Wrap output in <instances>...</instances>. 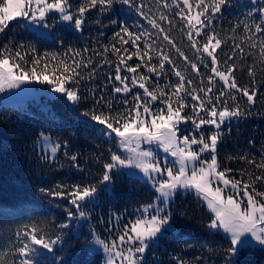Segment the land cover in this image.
Instances as JSON below:
<instances>
[{
    "label": "trees",
    "instance_id": "16d2710c",
    "mask_svg": "<svg viewBox=\"0 0 264 264\" xmlns=\"http://www.w3.org/2000/svg\"><path fill=\"white\" fill-rule=\"evenodd\" d=\"M191 2L195 4L196 0ZM69 3V10L78 17L79 7L87 6L88 0H69ZM134 3L137 7L115 0L111 8L102 9L97 5L88 9L83 15L84 24L81 30L59 22V16L53 14L54 20H49L51 36L41 35L31 29L23 19L10 21L4 32L0 33V50L6 48L13 54L21 52L23 60H10L12 63H20L25 71L34 66V58L44 57L45 53H56L58 59H65L69 64L74 59L86 65L78 69L81 74L76 78L78 82L67 84L68 87L77 88L81 97L75 107L62 96L49 98L54 112L36 104L0 107V264H20L24 257L17 249L23 246L22 241L29 240L25 232L30 233L33 227L37 228L38 236L45 238L55 239L57 235H62L66 264H105L103 253L90 252L86 247L85 241H89L92 236L89 226L103 237L115 236L123 232L122 229L127 224H131L138 208L153 201L158 195L142 177L123 174L126 171L117 174L116 170H113L110 187L105 190L102 182L104 164L110 162L111 154L120 152V148L116 140L97 131L104 128V125L82 115L84 112L95 111L98 114L116 116L134 106L133 93L139 91L143 97V90L138 86L132 87L130 82L132 92L114 91L115 87L121 85L114 79L119 58L111 50V46L115 44L120 48V56L125 60L127 56L124 49L128 53L136 50L135 45L121 44L119 38L115 37L114 34L122 27L141 34V40L137 43L142 51H148L153 57L151 64L158 63L157 50H163L175 62V67L193 80V84L187 87L199 89L212 86L213 92L210 95L213 97L223 82L211 72V68L224 70L225 61L229 65L235 64L233 75L238 89L247 88L250 92L255 90V102L249 104L247 97L238 89H224L235 96L234 100L228 95L223 97L228 107L231 109L239 104L244 115L221 127L223 135L218 142V161L222 170L231 169L226 172L230 178L247 182L249 175L264 176V170L249 162L254 160L259 164L264 160V62L261 61L259 52L264 33L254 32L256 23L264 27V22L260 19L262 14L258 11L261 4L248 0H229L221 13L210 17L211 23L206 31L214 30L222 40L221 47L215 53L218 64L211 65L206 53H196L190 46L185 34L187 26L177 14L180 8L186 7L182 0H167L168 7L164 6L165 0H134ZM192 11L194 13L197 9L193 8ZM161 14L167 19L160 20ZM153 19L165 32H159L152 27L149 21ZM245 25L253 31H246ZM165 34L174 42L175 47H179L191 62L197 64L199 75L176 52L173 44L163 39ZM248 37H252L251 41ZM125 38L128 39L127 36ZM195 38L199 41L198 46L204 42L203 37ZM145 43L151 44L152 49H145ZM253 43L257 47H252ZM105 47L108 48L107 52ZM32 48L36 49L35 53ZM240 48H243V52ZM77 51L80 52L79 56L75 55ZM64 53H68V56L65 57ZM229 56L232 57L231 60L228 59ZM89 60L91 64L88 63ZM105 60L108 62L105 63ZM44 62L48 63L46 74L51 76L57 60H52L49 56ZM137 63L141 64L138 72L154 77L149 82L150 90L157 83L163 87L178 81L173 66L167 62L162 72L157 67L160 75L148 73L143 66L144 61L135 55L127 60L128 65L135 66ZM36 67L39 73L41 66ZM250 68H253L254 75H249ZM120 69L122 78L133 75L122 64ZM209 76L213 77L211 85ZM167 90L171 91L170 88ZM199 94L204 96V93ZM175 99L172 97L173 103ZM125 100L128 101L127 104L124 103ZM214 102L220 106V102ZM186 103L188 107L183 110V115L194 117L191 105L199 102L186 98ZM109 104L111 108L108 107ZM151 104L153 110L157 105L164 107L161 101ZM200 115L205 116V112L201 111ZM192 124L188 120V133L199 136L202 132L206 140L216 131L209 125L195 131ZM42 132L50 133L63 146L55 159L39 152L36 146ZM73 156L76 157L75 160L72 159ZM253 183L257 191H264V182L253 180ZM89 185H95L99 189L98 201L93 206L87 204L84 207L88 219L77 238L71 228H61L60 225L69 221V211L76 213L75 207L70 203V194L74 187ZM41 189L45 191L42 192ZM55 192L63 195L51 194ZM172 212L176 229L159 237L150 247L148 259L152 264H227V250L231 245L221 230L209 227L214 215L198 194L178 192L172 202ZM36 247L39 249V246ZM59 247L61 246L58 245L57 248ZM39 250L44 255L35 257L37 264H47V257L52 254L44 249ZM240 264H264V248L256 245L245 251L240 255Z\"/></svg>",
    "mask_w": 264,
    "mask_h": 264
},
{
    "label": "snow or ice",
    "instance_id": "6c2138e0",
    "mask_svg": "<svg viewBox=\"0 0 264 264\" xmlns=\"http://www.w3.org/2000/svg\"><path fill=\"white\" fill-rule=\"evenodd\" d=\"M115 0H88L87 6H81L78 9L79 16L74 18V15L69 9L71 4L69 0H0V33L8 27V23L17 18L23 19L25 22L32 21L33 24H41L43 28H47L46 22L49 13H59L60 19L74 24L76 29H81L84 24L83 15L90 9L97 5L101 8H111ZM120 3L129 5L130 7H137L134 0H119ZM229 0H196L193 4L191 0H182L186 7L180 8V15L182 21L185 22L187 30L185 32L190 46L196 50V53H206L210 58L211 65H217L218 59L216 50L221 47L222 40L215 31H206L209 28L211 20L210 17L214 14L221 13ZM165 7H168L167 0H165ZM139 7H142L139 6ZM179 7V4L177 5ZM193 8L197 9L193 13ZM139 10V8H137ZM262 14L260 19L264 22V5L258 8ZM143 15V12H140ZM160 20H166L164 14L160 15ZM149 23L153 28L158 29L159 32H165V29L156 22L155 19L150 20ZM171 23V21H169ZM239 27V25H237ZM246 31H253L248 25H245ZM185 31V29H181ZM255 33H264V27L260 23L254 25ZM121 33L125 35H121ZM47 35V33H41ZM116 38L124 45H135L136 50L128 53L127 49L124 52L127 60H131L133 55L137 56L141 61H144V67L147 68L148 73H156L157 67L163 71L165 62L173 66L175 75L178 78L175 84H165L161 87L158 83L154 86H149V82L154 79L153 76L145 75L138 72L141 67L140 63L135 66L128 65L127 60L120 56L121 49L117 48L115 44L111 46V50L116 53L119 58V64L116 66V75L114 79L120 82L121 86L115 87L116 93H130L132 87H137L143 90V97L139 91L133 93V100L135 104L132 108L126 109L124 113L113 116L111 114L96 113L95 111L84 112L82 115L90 117L91 121L98 122L104 125L97 131L101 134H106L112 137L119 138L118 145L125 150L128 155L121 156L112 153L110 162L104 164V174L102 182L107 190L113 177V170L117 174H122L123 169L135 168L139 169L145 177L152 181L155 191L158 193L156 202L144 206L140 209V217L134 222L125 226V231L116 240L106 243L100 239L98 235L93 234L92 243L102 245L105 252L108 253L106 264H117L119 258L120 264H143V254L149 248L150 243H155L159 237H163L165 233L174 230L172 223V215L167 210V205L177 194L179 189H194L198 195H201L207 202V207L214 218L211 220L209 227L212 229H222L226 234V238L231 245L227 250V264H240V255L255 247L257 244L264 248V191H257L253 180L264 182V176L249 175L248 181L243 182L235 178L226 176V172L231 169H221L218 162L216 152L218 142L222 139V133L219 131L223 125L230 124L233 118H238L244 115L239 104H236L231 109L227 105V101L223 99L228 95L231 99H235L232 93L225 92L224 89H238L236 78L233 75L235 71V64H227L224 70L218 67H212L211 72L223 82L222 87L218 93L213 97L212 86H205L199 89L189 88L187 85H192L193 80L186 77L179 69L175 67V62L163 50H157L158 63L151 64L153 57L148 51H142L141 46L137 43L141 40V34L132 32L128 27H122L120 31L116 32ZM150 35V34H149ZM128 37V39L125 38ZM195 37H203V43L198 46L199 41ZM164 40L173 44L174 42L167 34L163 37ZM251 41L252 37H248ZM252 47H257L252 44ZM237 47H240L237 45ZM145 49L151 50L152 45L145 43ZM177 53L187 61L191 68L199 75V68L196 63L189 60L179 47H175ZM36 49L32 48L35 53ZM108 48L105 47V52ZM243 52V48H240ZM259 52L261 61L264 62V37L260 40ZM75 55L79 56L80 52ZM52 60H57V65L54 66L51 78L46 71L48 63L44 62L48 57ZM67 57L68 53H64ZM203 59V56L200 57ZM10 59L23 60L24 57L21 52L17 51L14 54L9 52L6 48L0 50V92L5 88L19 87L20 84L26 81H38L40 83H47L53 85V91L62 93L68 101L73 104L80 101L81 97L78 95V89L75 87H66V84H74L78 81L77 77L81 74L78 69L83 65L82 61L72 60L69 64L65 59H58L56 53H45L44 57L37 56L32 60L34 65L28 71H25L20 63H10ZM232 59L231 56L228 57ZM108 61L105 60V63ZM91 64V60L88 62ZM124 65L131 77L120 75V65ZM41 66V71L37 72V67ZM19 70V74L17 73ZM249 75H254L253 68L249 69ZM209 85L213 82V77L209 76ZM129 82L132 87L129 86ZM203 83V81H201ZM171 89L168 91L167 89ZM245 97L249 104L255 102L254 97L256 91L251 92L247 88L238 89ZM183 93V95H181ZM199 93H204L202 97ZM175 97V103L172 101ZM147 98V99H145ZM186 98H191L198 101V104L191 105L194 117L182 115L185 107H188ZM161 101L164 107L156 106L153 110L151 102ZM220 102V106L217 103ZM128 103L127 100L124 101ZM111 108V105H108ZM205 112V116H201L200 112ZM191 120L196 129L201 126H213L216 131L210 135L207 140L203 133H199V139L196 135L178 136L179 125L181 122ZM230 131V128H229ZM42 147L45 152L49 153L51 157H55L59 143H51L50 138L42 135ZM156 144L159 148H163L165 153H170L176 159L172 162L173 166H168V161L165 159L164 166L161 167V162L156 158L153 150H142L141 145ZM193 145L198 147L193 149ZM207 152L210 156L209 160L202 159V155ZM247 159L246 157H242ZM76 159L75 156L72 157ZM256 165L257 168L264 170V160L259 164L256 161H249ZM127 175H136L134 172L123 173ZM166 177L158 179L157 176ZM225 189L229 191L225 193ZM251 189V190H250ZM41 191H45L41 189ZM52 195L62 196L60 192L51 193ZM98 190L95 185L89 186H75L71 192L70 203L75 207L76 213L69 211L68 217H73L78 213L79 217H86V212L83 208L88 203H95ZM246 198H240L239 197ZM81 202H84L83 204ZM164 205V207H160ZM61 228H68L69 224L60 225ZM37 228L33 227L31 232H25V236L29 237L27 242H21L23 246L17 249L18 253L24 257L20 264H37L35 257L44 255L39 249L47 250L51 256L47 257V264H66L63 257V237L57 235L55 239L38 236ZM19 236V233H17ZM79 238V233H76ZM87 244V241H85ZM60 245L61 247L57 248ZM124 245H129L126 248L125 254ZM39 246V249L36 247ZM134 246V247H133ZM90 252H95V248L89 249ZM139 254V255H138ZM183 264V262H181Z\"/></svg>",
    "mask_w": 264,
    "mask_h": 264
},
{
    "label": "rangeland",
    "instance_id": "374dc122",
    "mask_svg": "<svg viewBox=\"0 0 264 264\" xmlns=\"http://www.w3.org/2000/svg\"><path fill=\"white\" fill-rule=\"evenodd\" d=\"M250 2H253L255 4H261V5H264V0H248ZM70 11V10H69ZM53 14H57L59 16V22L63 23V24H66L72 28H75L74 24H72L71 22H68V21H63L60 19V14L59 13H49L48 17H47V24H48V27L47 28H43L41 26V24H33L32 21H27L29 27L39 33H47V36H51V23L49 22V20H54V17L52 16ZM74 18H76L74 16ZM83 18V17H82ZM17 19H21V18H17ZM83 26V25H82ZM82 26H81V29H82ZM81 29H78V30H81ZM10 63L11 60H10ZM17 73L19 74V70H17ZM49 77L51 78V76L49 75ZM66 87L67 84L65 85ZM53 85H50V84H47V83H40L38 81H26L22 84L19 85V87H13V88H5L4 91L0 92V107L2 106H5V105H15V106H19V107H25V106H29L31 104H36V105H39L41 108L45 109V110H48V111H52L54 112V109L52 108V105L51 103L49 102V98L51 97H55V96H62L63 98H65L67 100L66 97L63 96L62 93H57V92H54L52 89H53ZM68 101V100H67ZM73 107L76 106V103L73 104V102L71 101H68ZM183 115V113H182ZM234 119V118H233ZM188 124V121L187 122H181L180 125H179V131H178V136H183V135H189L191 137V135L188 133V131L186 130V125ZM194 130L196 131H199L202 129L203 126H201L200 129H196L195 126L192 124ZM210 126V125H209ZM220 131V130H219ZM221 132V131H220ZM42 135L43 136H46V137H49L50 138V142L51 143H59L60 145V148L58 149L57 153L55 154V157H51L49 155V153L45 152L43 147H42ZM192 135H196L195 133H193ZM105 136L109 139H112V140H116L118 141L119 138L115 137L114 134L112 137H109L108 135L105 134ZM197 136V135H196ZM197 139H199V136H197ZM37 148L39 149V152L41 153H44L46 154L47 156L50 157V159H55L61 152L62 150V144L54 137L52 136L50 133H47V132H42L40 134V136L38 137L37 139V144H36ZM119 146V145H118ZM198 146L197 145H193V149L197 148ZM120 148V152H117L116 154L118 155H121V156H126L128 155V153L125 152V150L123 148ZM141 149L142 150H153L155 155H156V158L161 162V167L164 166V161L165 159L168 161V166H173L172 162L176 159L175 157H172L170 155V153H165L163 148H159L156 144H146V143H143L141 145ZM217 150H218V145H217ZM216 156H217V159H218V154L216 152ZM202 159L204 160H209L210 159V156L207 152H205L202 157ZM219 162V161H218ZM121 171H126L127 173L129 172H134L136 173V175L142 177L144 180L148 181L150 183V185L153 187L152 185V181H150L147 177L144 176V174L139 170V169H135V168H130V169H123ZM154 176H157L158 179H164L166 177H162V176H158L157 174H153ZM227 176V175H226ZM229 177V176H228ZM110 187V184L108 185ZM108 187V188H109ZM154 188V187H153ZM98 190V194H97V198H96V202L98 201V196H99V189ZM184 192V193H188V192H195L197 194V192L194 190V189H188V190H185V189H179L177 191L178 192ZM229 190L228 189H225V193H227ZM177 195V194H176ZM175 195V197H176ZM202 199L203 197L201 195H199ZM157 197V196H156ZM174 197V198H175ZM174 198L172 199V201L167 205V210L171 213L172 215V223L174 225V229H176V224L173 220V212H172V202L174 200ZM240 198H243L242 197V194H241V197H239L238 199ZM243 199H246V198H243ZM203 201L205 202V204L207 205V202L203 199ZM154 202H156V198L147 203V204H144L143 206H141L140 208H138L136 210V215L134 217L133 220H131V223L134 222L137 218L140 217V209H142L144 206H147V205H150V204H153ZM82 204L84 202H81ZM90 206H93L94 203H88ZM160 207H164V205H160ZM83 211H85V209L83 208ZM86 212V211H85ZM87 214V213H86ZM213 214V213H212ZM214 215V214H213ZM87 219H88V215H86V217L84 218H81L79 217L78 213L76 215H74L73 217H69V221L67 222L69 224V228H71L75 233H81V227L87 222ZM130 226V224H127ZM93 227H90L89 226V230L92 231V236L90 238L89 241H87V244H86V247L89 249L91 248H95L96 251L95 252H101L103 253L104 255V258H105V264L107 262V257H108V253L104 251L103 249V246L102 245H98V244H94L92 243V239H93V234L95 235H98L100 237V239L104 240L106 243H110L111 241L113 240H116L118 242V237L120 235H122L125 231V228L122 229L123 232L121 233H117L115 236L114 235H109V238L107 237H103L101 234H99L96 230H92ZM216 230H221L223 232L222 229H216ZM224 233V232H223ZM225 234V233H224ZM226 235V234H225ZM158 240V239H157ZM157 242V241H156ZM155 242V243H156ZM119 243V242H118ZM154 243H150L149 244V248L145 251V253L143 254V264H152L149 259H148V252H149V249L150 247L153 245ZM258 245V244H257ZM129 245H124V248H125V254H127L126 252V248L128 247ZM134 247V246H133ZM139 255V254H138ZM117 264H120V260L119 258L117 259Z\"/></svg>",
    "mask_w": 264,
    "mask_h": 264
}]
</instances>
